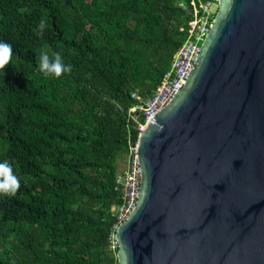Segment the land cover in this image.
<instances>
[{
  "label": "trees",
  "instance_id": "trees-1",
  "mask_svg": "<svg viewBox=\"0 0 264 264\" xmlns=\"http://www.w3.org/2000/svg\"><path fill=\"white\" fill-rule=\"evenodd\" d=\"M189 1L0 0V42L13 51L0 71V162L20 181L0 195V264H118L117 162L143 123L130 94L150 95L168 71ZM42 53L71 72L46 77Z\"/></svg>",
  "mask_w": 264,
  "mask_h": 264
},
{
  "label": "water",
  "instance_id": "water-1",
  "mask_svg": "<svg viewBox=\"0 0 264 264\" xmlns=\"http://www.w3.org/2000/svg\"><path fill=\"white\" fill-rule=\"evenodd\" d=\"M183 89L138 133L118 264H264V0H218Z\"/></svg>",
  "mask_w": 264,
  "mask_h": 264
},
{
  "label": "built area",
  "instance_id": "built-area-1",
  "mask_svg": "<svg viewBox=\"0 0 264 264\" xmlns=\"http://www.w3.org/2000/svg\"><path fill=\"white\" fill-rule=\"evenodd\" d=\"M215 4L218 5V0H190L188 5L182 2L178 4L190 16L187 26L180 28V32H186L185 40L173 54L168 71L150 95L143 96L138 92L130 94L134 105L129 110V114L134 115V119L138 117L143 119V123L137 126L139 129L142 130L149 124H154L155 119L153 117L164 109L178 91L185 86L197 56L211 30L217 11L212 13L210 6ZM140 185L141 171L136 143L129 150L126 171L116 178L115 190L121 193L122 203L111 208V213L115 217V223L109 235V248L111 251H117L116 230L135 209Z\"/></svg>",
  "mask_w": 264,
  "mask_h": 264
},
{
  "label": "clouds",
  "instance_id": "clouds-1",
  "mask_svg": "<svg viewBox=\"0 0 264 264\" xmlns=\"http://www.w3.org/2000/svg\"><path fill=\"white\" fill-rule=\"evenodd\" d=\"M46 24L41 20L38 28L37 35H42ZM13 51L10 44L0 42V71H3L12 58ZM38 71L47 76L60 77L62 74L70 73L71 65H67L62 61L59 53L55 54L53 59L47 54L42 53L38 57ZM20 188V181L13 173V169L7 161L0 162V195L14 196Z\"/></svg>",
  "mask_w": 264,
  "mask_h": 264
},
{
  "label": "rangeland",
  "instance_id": "rangeland-1",
  "mask_svg": "<svg viewBox=\"0 0 264 264\" xmlns=\"http://www.w3.org/2000/svg\"><path fill=\"white\" fill-rule=\"evenodd\" d=\"M218 5H211L210 6V10L212 13H215L218 10ZM134 117V116H133ZM123 160L122 161H118L117 162V168H118V175L119 174H123L126 169H127V161H126V156H123Z\"/></svg>",
  "mask_w": 264,
  "mask_h": 264
}]
</instances>
